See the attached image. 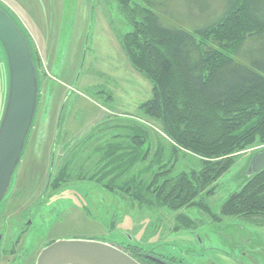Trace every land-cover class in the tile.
<instances>
[{"label": "rangeland", "instance_id": "obj_1", "mask_svg": "<svg viewBox=\"0 0 264 264\" xmlns=\"http://www.w3.org/2000/svg\"><path fill=\"white\" fill-rule=\"evenodd\" d=\"M151 3L161 23L176 27V21L182 22L189 31L202 21L208 22L213 14L206 7L209 18L201 19L191 0ZM0 7L27 33L40 74L34 124L8 194L0 204V211H25L30 216L34 228L25 240L26 249L35 256L51 242L100 240L123 247L137 245L165 262L239 264L250 257L264 264V228L233 218H221L214 224L196 209L173 213L141 207L118 191L126 177L116 180L117 193L83 180L94 171L98 148H106L123 131L114 129L126 123L147 131L151 154L161 158L171 154L160 125L137 109L151 98V85L132 69L121 50L117 36L129 32L130 27L116 0H0ZM212 7L220 11L218 2ZM4 96L5 71L0 61V117ZM97 125L102 126L90 133ZM86 135L91 136L87 139ZM81 140L77 152L82 154L67 155ZM262 148L241 153L236 164L214 184V194L205 202L215 213L244 184L249 160ZM63 160L69 163L70 178L57 192L48 190L44 195L48 175L55 173ZM173 163L172 177L200 168L199 161L184 152H178ZM143 166H136L133 173ZM180 216L189 218L194 226L176 232Z\"/></svg>", "mask_w": 264, "mask_h": 264}, {"label": "trees", "instance_id": "obj_2", "mask_svg": "<svg viewBox=\"0 0 264 264\" xmlns=\"http://www.w3.org/2000/svg\"><path fill=\"white\" fill-rule=\"evenodd\" d=\"M140 1L116 0L130 27L117 39L132 69L151 85V98L137 109L160 125L171 154L168 158L151 154L147 131L126 123L114 129L123 131L111 137L106 148H98L94 171L83 180L113 193L116 180L126 177L118 191L141 207L173 213L196 209L214 224L221 218H233L264 228V169L248 177L221 204L218 213L205 202L214 194V184L236 164L241 153L264 147V0H191L201 19H211L200 21L190 31L182 22L176 21L179 28L161 23L151 0ZM214 2L220 4L219 12L212 7ZM206 7L213 12L209 17ZM28 40L40 85L38 59ZM0 61L5 71L4 109L7 68L1 47ZM78 143L67 155L78 151L83 144L82 140ZM178 152L195 157L200 168L172 177ZM80 154L82 151L77 152ZM150 158L154 159L148 163ZM68 164L63 160L56 172L50 173L44 195L66 184L70 178ZM138 165L145 166L133 173ZM193 223L185 216L177 217L176 232L189 230ZM121 247L139 264H155L147 256L160 259L137 245Z\"/></svg>", "mask_w": 264, "mask_h": 264}, {"label": "water", "instance_id": "obj_3", "mask_svg": "<svg viewBox=\"0 0 264 264\" xmlns=\"http://www.w3.org/2000/svg\"><path fill=\"white\" fill-rule=\"evenodd\" d=\"M0 47L7 68V92L0 119V203L8 191L32 129L40 96L33 50L19 24L0 7ZM264 169V147L249 160L248 177ZM155 264H168L147 256ZM35 264H139L121 246L100 240L52 242Z\"/></svg>", "mask_w": 264, "mask_h": 264}, {"label": "flooded vegetation", "instance_id": "obj_4", "mask_svg": "<svg viewBox=\"0 0 264 264\" xmlns=\"http://www.w3.org/2000/svg\"><path fill=\"white\" fill-rule=\"evenodd\" d=\"M46 181L48 182V178ZM46 186L47 183L45 189ZM33 228L34 225L31 222L30 216L25 211H0V264H35L37 255L49 243L46 246L43 245L35 256L30 249H26L24 247L25 240L29 233L33 231ZM239 253L242 258L245 257L242 249ZM244 259L246 263L239 264H257L250 257Z\"/></svg>", "mask_w": 264, "mask_h": 264}]
</instances>
